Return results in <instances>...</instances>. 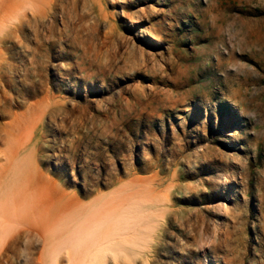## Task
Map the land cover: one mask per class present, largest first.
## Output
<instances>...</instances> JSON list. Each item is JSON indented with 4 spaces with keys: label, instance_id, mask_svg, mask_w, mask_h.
Returning <instances> with one entry per match:
<instances>
[{
    "label": "rangeland",
    "instance_id": "rangeland-1",
    "mask_svg": "<svg viewBox=\"0 0 264 264\" xmlns=\"http://www.w3.org/2000/svg\"><path fill=\"white\" fill-rule=\"evenodd\" d=\"M3 151L83 207L50 264H264V0H0Z\"/></svg>",
    "mask_w": 264,
    "mask_h": 264
},
{
    "label": "bare ground",
    "instance_id": "bare-ground-1",
    "mask_svg": "<svg viewBox=\"0 0 264 264\" xmlns=\"http://www.w3.org/2000/svg\"><path fill=\"white\" fill-rule=\"evenodd\" d=\"M9 142L11 143L12 140L9 139ZM0 153L7 160V154L4 151ZM30 177L27 178L29 182L24 187V194L19 195L14 192V186L19 184L22 187L23 182L20 184V177L16 175L15 170H10L5 163L0 165V261L4 260L2 264H10L11 255L23 256L24 264H50L52 249L49 243L53 238L67 232L70 238L74 240L73 246L75 240L79 238L77 233L81 230L79 218L80 213L83 212V207L78 200L64 198V196L55 198L46 186V192L43 189L40 191L37 189L38 187H34L33 179ZM11 187L13 191L10 192L9 188ZM71 211L73 215L62 220L60 216H66ZM59 218L61 220H58ZM71 223L75 229L70 226ZM18 240L24 242L23 244L20 243V250L13 247ZM80 241L79 238L78 242ZM39 245H42L40 251ZM58 248L61 247L58 246ZM144 248L141 242L133 238L114 239L110 236L88 245L82 251L84 257L79 262L80 264H107V253H112L114 258L118 254L124 255L123 257L126 259L124 264H136V257L145 254Z\"/></svg>",
    "mask_w": 264,
    "mask_h": 264
}]
</instances>
